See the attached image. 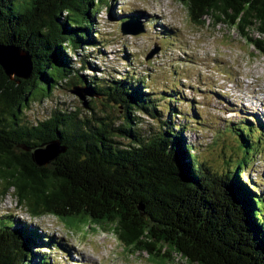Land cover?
<instances>
[{"label":"trees","instance_id":"trees-1","mask_svg":"<svg viewBox=\"0 0 264 264\" xmlns=\"http://www.w3.org/2000/svg\"><path fill=\"white\" fill-rule=\"evenodd\" d=\"M93 1L96 8L102 5V0H0V46L26 52L32 65L27 79H10L0 66V194L11 191L17 207L33 218L74 216L106 227L127 251L146 255L150 264L177 259L264 264L263 196L252 191L257 186H248L250 180L239 179L245 161L217 174L189 154L182 129L169 121L167 130L137 138L130 111L154 120L159 115L145 88L132 89L126 77L104 85L87 81L67 58L66 52L96 46ZM176 1L194 23L210 18L235 28L264 56V0ZM251 30L263 38H252ZM60 83L71 89L84 85L94 98L118 104L127 117L114 126L88 104L89 116L55 108L42 121L24 122L29 104L49 98ZM238 131L246 148L248 133ZM56 139L65 152L36 166L31 150ZM46 237L25 221L1 216L0 264H48L38 255L50 242Z\"/></svg>","mask_w":264,"mask_h":264},{"label":"rangeland","instance_id":"rangeland-1","mask_svg":"<svg viewBox=\"0 0 264 264\" xmlns=\"http://www.w3.org/2000/svg\"><path fill=\"white\" fill-rule=\"evenodd\" d=\"M90 10L95 11L90 16L96 46L66 52L79 75L99 85L126 77L132 89L142 92L145 88L159 115L154 120L130 111L134 135L148 138L161 127L167 130L169 121L182 129L178 132L191 146L189 154L217 174L233 170L244 160L239 179L243 183L250 180L252 188L257 186L252 191L263 196L260 204L264 207V56L235 28L210 18L203 25L194 23L176 0H102L99 8L93 1ZM121 23L143 31L123 35ZM249 34L263 38L255 30ZM155 48L158 52L146 59ZM70 90L62 83L50 91L49 98L31 102L24 110V122L42 121L55 108L89 116L88 107ZM87 104L96 116L111 119L114 126L127 117L118 104L105 97H87ZM240 128L248 133L244 135L250 144L246 148ZM115 140L130 143L118 136ZM4 215L31 224L50 238L38 251L48 264H150L146 255L130 253L106 227L91 226L86 219L27 217L11 191L0 194V217ZM173 264L185 263L177 259Z\"/></svg>","mask_w":264,"mask_h":264},{"label":"water","instance_id":"water-1","mask_svg":"<svg viewBox=\"0 0 264 264\" xmlns=\"http://www.w3.org/2000/svg\"><path fill=\"white\" fill-rule=\"evenodd\" d=\"M128 25V23L120 24L121 34L136 35L143 31L141 28L140 30L130 29ZM157 52L158 48L151 50L146 59L152 58ZM0 66L10 79L13 77L27 79L32 70L30 56L14 46H0ZM70 92L82 102L84 108L88 107L87 97L94 96V93L86 87L75 86ZM65 150L66 148L60 144L59 140H50L31 150V160L36 166H45Z\"/></svg>","mask_w":264,"mask_h":264},{"label":"clouds","instance_id":"clouds-1","mask_svg":"<svg viewBox=\"0 0 264 264\" xmlns=\"http://www.w3.org/2000/svg\"><path fill=\"white\" fill-rule=\"evenodd\" d=\"M26 213V212H25ZM27 214V217H29V218H33V217H31L28 213H26Z\"/></svg>","mask_w":264,"mask_h":264}]
</instances>
